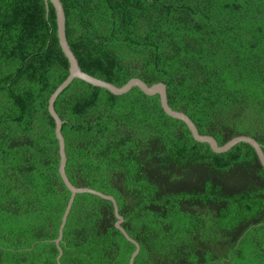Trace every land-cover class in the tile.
Wrapping results in <instances>:
<instances>
[{
    "label": "trees",
    "instance_id": "obj_1",
    "mask_svg": "<svg viewBox=\"0 0 264 264\" xmlns=\"http://www.w3.org/2000/svg\"><path fill=\"white\" fill-rule=\"evenodd\" d=\"M86 73L167 85L170 106L223 146L264 151V0H61ZM46 0H0V264H58L71 192L49 100L70 75ZM67 177L112 195L134 264H264V167L216 153L159 95L81 79L60 94ZM112 201L77 194L61 264H130ZM252 226V227H251ZM245 261V262H244Z\"/></svg>",
    "mask_w": 264,
    "mask_h": 264
},
{
    "label": "water",
    "instance_id": "obj_2",
    "mask_svg": "<svg viewBox=\"0 0 264 264\" xmlns=\"http://www.w3.org/2000/svg\"><path fill=\"white\" fill-rule=\"evenodd\" d=\"M51 3L53 7L55 8L56 11V16H57V26H58V39H59V45L61 46L65 56L67 57L70 65V75L68 78L55 90V92L52 94L49 100V112L51 116L54 118L56 122V136L60 144V166H59V172H60V177L63 179L65 185L71 192V197L69 200V203L67 205V208L65 210L64 216L62 218V224L60 226V231H59V237L55 241V243L58 246V249L60 251V254L58 256V264H61L60 260L61 257L63 256V250L60 246V241L63 240L64 237V228L67 224L68 221V216L71 212L73 203L75 201L76 195L77 194H83V193H90L97 195L103 199L109 200L113 202L114 205V210H115V216H116V228L119 229L123 233V235L129 240L132 244L136 246V250L134 251L132 258L130 260V264H134V259L140 252V244H138L135 239H133L128 232L125 230V228L122 226L124 222L123 216L119 212V207L116 199L112 195H107L104 194L98 190H94L91 188H78L73 183L70 181V179L67 177V172H66V166H67V154H66V141L65 137L63 136L62 133V127L63 124L65 123L57 111H55V102L60 96L62 92H64L72 83L75 79H81L93 86L100 87L103 89H106L110 91L111 93L115 95H123L128 93L130 90H132L134 87L140 88L142 92H144L148 96H155L159 95L161 99V105L164 110V112L174 118V119H179L185 123H187L188 128L190 129L192 136L197 142L200 143H207L211 146L212 150L216 153H225L228 152L230 149H232L234 146H236L239 143H248L251 146L253 145L254 149L256 150L259 159L264 167V151L262 149V146L253 138L250 136H238L227 142L225 145L221 146L219 145L218 141L210 136V135H202L199 132L198 127L194 123V121L187 115V113L183 112H178L174 110L170 104H169V99H168V92H167V85L164 83H157L154 85H148L146 82H144L141 79L134 78L131 79L126 85L123 87H118L114 85L111 82L104 81L102 79H99L97 77H94L85 71L80 66L79 60L77 56L75 55L74 51L72 50L71 46L69 45V40L67 37V18H66V13L64 9L63 2L61 0H46V6H47V11L49 12L50 10V5Z\"/></svg>",
    "mask_w": 264,
    "mask_h": 264
},
{
    "label": "bare ground",
    "instance_id": "obj_3",
    "mask_svg": "<svg viewBox=\"0 0 264 264\" xmlns=\"http://www.w3.org/2000/svg\"><path fill=\"white\" fill-rule=\"evenodd\" d=\"M252 227V226H251ZM245 262V261H244ZM243 264V263H242Z\"/></svg>",
    "mask_w": 264,
    "mask_h": 264
}]
</instances>
